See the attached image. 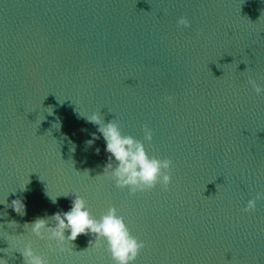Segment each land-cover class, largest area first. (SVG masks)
Wrapping results in <instances>:
<instances>
[{
  "label": "water",
  "instance_id": "water-1",
  "mask_svg": "<svg viewBox=\"0 0 264 264\" xmlns=\"http://www.w3.org/2000/svg\"><path fill=\"white\" fill-rule=\"evenodd\" d=\"M250 80L264 87V0H0V259L25 264L31 243L49 264H114L92 235L59 253L31 234L76 195L124 218L145 245L135 264H264V94ZM94 112L172 161L167 190L102 176L104 140L87 145L100 134L80 115Z\"/></svg>",
  "mask_w": 264,
  "mask_h": 264
},
{
  "label": "clouds",
  "instance_id": "clouds-1",
  "mask_svg": "<svg viewBox=\"0 0 264 264\" xmlns=\"http://www.w3.org/2000/svg\"><path fill=\"white\" fill-rule=\"evenodd\" d=\"M177 23L185 28L190 27L189 21L183 17ZM249 83L256 95L264 94V87L252 80ZM167 99L171 101L173 98ZM80 115L86 116L88 123L97 125V132L100 134L97 136L96 133H92L91 139L86 142L87 145L92 146L101 137L104 140L107 162L102 176L114 180L117 188L127 189L130 195L150 191L157 185L165 190L168 189L171 183V160L150 156L143 142L121 133L120 126L115 120L104 123L100 114L96 112L90 115L80 113ZM152 137V131L145 126L144 139L150 142ZM99 152L100 149L97 148L96 153L99 154ZM56 198H51L53 203L56 202ZM261 198V194H257L256 197L249 199L243 211L254 212L257 201ZM12 208L19 215L26 214L23 199L13 200ZM51 219L55 222L54 227L49 226L48 220L44 218H39L28 226L35 237L54 241L55 250L59 253L68 251L65 244H72L80 235L95 237L94 242L90 241L92 248H99L102 242L106 243L107 251L114 264H135L140 250L145 247L142 241H138L130 233L124 218L117 214L114 207H110L106 214L97 219L91 214L85 199L81 196L75 195L69 210L62 213L56 212L52 214ZM65 232L68 233L67 236ZM16 251L22 254L25 264H49L44 256L33 250L31 243H25ZM0 264H7V262L0 259Z\"/></svg>",
  "mask_w": 264,
  "mask_h": 264
}]
</instances>
